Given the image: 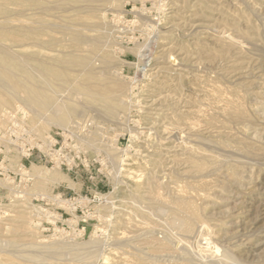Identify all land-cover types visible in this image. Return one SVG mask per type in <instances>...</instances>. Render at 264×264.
Returning <instances> with one entry per match:
<instances>
[{
  "label": "rangeland",
  "instance_id": "obj_1",
  "mask_svg": "<svg viewBox=\"0 0 264 264\" xmlns=\"http://www.w3.org/2000/svg\"><path fill=\"white\" fill-rule=\"evenodd\" d=\"M0 33L28 35L21 43L0 39V49L30 74L1 60L0 68H11L21 85L40 88L54 104L39 114L18 98L1 110L8 113L0 122V205L16 214L14 199L27 189L28 220H36L31 207L42 200L60 219L42 231L16 232L5 225L14 217L6 216L0 239L91 241V255L101 258L85 264H134L139 255L159 264H264V0H0ZM111 75L124 85L114 94L123 97L116 116L86 95ZM10 88L0 80V90ZM56 102L76 109L69 124L36 133L31 120L44 126ZM31 140L30 162L21 148ZM52 143L53 163L40 161ZM33 164L59 172V182L47 192L34 189ZM27 173L33 180H22ZM147 180L159 191L154 200L136 192ZM180 197L195 205L187 212L195 232L182 229L180 216H187L173 203ZM145 236L168 249L149 248ZM23 247H0V264L50 257Z\"/></svg>",
  "mask_w": 264,
  "mask_h": 264
},
{
  "label": "bare ground",
  "instance_id": "obj_2",
  "mask_svg": "<svg viewBox=\"0 0 264 264\" xmlns=\"http://www.w3.org/2000/svg\"><path fill=\"white\" fill-rule=\"evenodd\" d=\"M183 7V6H182ZM180 18V17H179ZM180 20V19H179ZM75 34V33H74ZM78 35H81V34H78ZM37 36H39V35H37ZM103 36H105L104 34H103ZM0 39H11V40H13V41H15V42H18V43H21V42H23V41H25L26 39H28V35L27 34H23V33H16V34H10V35H7V33H0ZM99 39H100V37H99ZM75 40L77 41V42H80V37H78V36H76L75 37ZM103 40V39H102ZM102 40H97L96 39V42L97 41H99V43L102 41ZM104 40H105V38H104ZM1 43V42H0ZM82 43V42H81ZM93 43H95V41L93 42ZM199 43V42H198ZM3 44V43H2ZM5 44V43H4ZM22 45V44H21ZM4 46V45H3ZM6 46V45H5ZM1 47V46H0ZM187 50V49H186ZM193 51V50H192ZM222 53V52H221ZM233 54H235V53H233ZM232 54V55H233ZM237 54V53H236ZM235 54V55H236ZM192 55V54H191ZM232 55H231V57H232ZM239 55V54H238ZM147 56V55H146ZM237 56V55H236ZM235 56V57H236ZM143 57L145 58V56L143 55ZM16 58V57H15ZM14 58V55L12 56L11 55V53H9V52H7V51H4L3 49H0V60L1 61H3V62H6L7 64H10V66L11 67H13V68H17V69H19V70H21L24 74H30V72L26 69V67H24L21 63H19L16 59ZM82 59V58H81ZM81 59H71L70 60V62H72V63H77V64H81V66H82V64L85 62L84 60H81ZM23 60V59H22ZM26 61V60H25ZM27 62V61H26ZM87 62V61H86ZM107 62V61H106ZM108 62H111L110 60L108 61ZM23 63H25V62H23ZM104 68H105V66H104ZM104 68H102V69H104ZM11 69V68H10ZM9 68L8 69H3V68H0V80H2L3 81V83H5L7 86H9V87H11L10 89L12 90V91H6L5 89H3V90H0V113H1V110H3L4 108H6V107H11L13 104H14V101L16 100V99H20V98H22L25 102H27V104L29 105H31L32 106V108L33 109H35V110H37L38 112H35V113H39L40 114V111L39 110H41V109H45V108H47V107H52L54 104H53V97H51L50 95H48L47 93H45L43 90H41L40 88H35V87H28V86H23V85H21L19 82H18V79L16 78V76L11 72V70H10ZM105 70V69H104ZM106 71V70H105ZM95 72H97V71H95ZM102 73H103V71H102ZM106 73V72H105ZM62 72H60V71H58V70H55V71H53V75L55 76V77H61L62 76ZM107 74V73H106ZM97 75V74H96ZM100 75V74H99ZM98 76V75H97ZM102 77H103V75H101ZM100 77V76H99ZM107 77V76H106ZM108 77H110L109 75H108ZM113 76L111 75V78H112ZM110 78V79H111ZM115 78V77H114ZM114 78H112L111 79V81L110 82H107L108 81V79H106V80H104V82L106 81V84L104 83L103 85H101V86H99V87H97V90H96V92L95 93H86V95L92 100V101H94V102H97V103H100L102 106H103V108H104V113H106L107 115H109V116H116V112L118 111V108H117V104L119 103V102H121L122 103V101H119L121 98H123V97H121V98H119V100H117V98L116 97H119V96H117L116 95V97H115V95L114 94H116V92H119V90H122L123 89V84H122V82H121V80L119 81L118 79H114ZM114 79V80H113ZM180 80V79H179ZM178 80V81H179ZM181 80H183V79H181ZM180 82V81H179ZM182 82V81H181ZM182 83H180V85H181ZM82 85V84H81ZM87 86V85H86ZM175 86V85H174ZM1 87H2V85H1ZM160 88V87H159ZM161 89V88H160ZM79 92H76V93H80V95H81V93L82 92H80L81 91V89L79 90V89H77ZM89 91H92V90H90L89 89ZM95 90H93L92 92H94ZM85 93V92H84ZM84 93H82V95L84 94ZM117 94H119V93H117ZM79 97V96H78ZM82 99V98H81ZM116 101H118V103L116 102ZM57 104H55L56 106L58 105V102H56ZM120 103V104H121ZM60 104V103H59ZM64 104H66V103H63V106L61 105V106H57V107H53V109H52V116H51V114H50V116H51V119H50V121H48V122H46L44 119V121H45V125L44 126H42V127H39V125H38V123H36V121L34 120V119H32L31 120V122H32V124H30V127L32 126V129H34L35 131H36V133L37 132H39L38 134H42V131H45L46 129H48L49 127H51L52 125H59V126H67L68 124H69V119H71V117H72V115L75 113V111H76V109L74 108V107H71L70 105L68 106V105H64ZM72 104V103H71ZM235 106V105H234ZM228 107V106H227ZM31 108V109H32ZM49 110H50V108H48ZM228 109V108H227ZM231 109V108H230ZM229 110V109H228ZM51 111V110H50ZM49 111V112H50ZM238 111V110H237ZM7 113H8V110L6 111ZM32 112H34V111H32ZM6 113V114H7ZM11 113V112H10ZM42 113V112H41ZM100 113V112H99ZM119 113V112H118ZM6 114H4L3 112H2V115H4L3 117H1L2 115L0 114V118H1V120H0V122L1 121H3L4 122V120L7 118L6 117ZM47 114V113H46ZM105 114V115H106ZM101 115V114H100ZM117 115H120L121 116V114H117ZM42 116V115H41ZM102 116V115H101ZM46 117V116H45ZM182 117V116H181ZM39 118H40V115H39ZM183 118V117H182ZM41 119V118H40ZM42 120V123L44 122ZM41 121V120H40ZM75 122V121H74ZM77 124V123H76ZM183 124V123H182ZM191 125L192 126H194L193 125V123H191ZM190 125V126H191ZM72 126V125H71ZM186 126V125H185ZM191 126V127H192ZM189 127V126H188ZM193 129H194V127H192ZM196 128V127H195ZM66 129V128H65ZM34 131V132H35ZM206 141H207V139H206ZM208 141H210L211 142V140L209 139ZM207 141V142H208ZM47 143H45L44 142V145H46ZM113 144H114V142H113ZM43 145V146H44ZM193 147V146H192ZM193 149H194V147H193ZM192 149V150H193ZM119 150V149H118ZM195 150V149H194ZM197 150H199V149H197ZM156 151V150H155ZM158 151V150H157ZM160 151H161V149H160ZM189 151V150H188ZM198 152H200V151H198ZM194 153V152H193ZM157 154H159V152L157 153ZM195 154V153H194ZM201 154H204V153H202L201 152ZM206 154V153H205ZM188 155V154H187ZM191 155V154H190ZM194 156V155H193ZM192 157V156H191ZM194 158V157H193ZM195 159V158H194ZM160 160V159H159ZM196 160V159H195ZM213 160V159H212ZM189 164L190 165H192V166H194L195 167V165H193L195 162H191L190 161V159H189ZM198 164V163H197ZM202 165V164H201ZM187 167H189V168H192V167H190V166H187ZM25 169V168H24ZM196 168H194L193 170H195ZM32 171H33V175L35 176V178L36 179H34V180H36L35 181V183L33 184V187H34V189H36V190H38L39 192H43V191H46L47 192V190L49 189L48 188V186L51 184H56V183H58L59 182V172H56V173H48L47 171H44V170H42V169H40V168H38L37 166H36V164H33V166H32ZM237 173V172H236ZM154 174V173H153ZM157 174V173H156ZM238 174V173H237ZM153 177H154V175H153ZM155 180V178H153V181ZM148 181V180H147ZM3 184H5V185H7L8 186V188L10 187V185L11 186H13L14 184H13V179L11 180V178H7L6 180H3ZM155 182V181H154ZM156 182H158V181H156ZM15 183V182H14ZM152 180L150 181H148V182H146L145 183V186H142V187H140L139 189H137V193L140 195V197H144V199H149V198H145V197H150L151 199H149V200H154L155 198H157V193L159 192V191H155V189H154V187L155 186H153L152 185ZM13 184V185H12ZM210 184V183H209ZM157 185H159V184H157ZM208 185V184H207ZM6 186V187H7ZM27 186V185H26ZM20 187V186H19ZM157 187H159L160 188V186H157ZM26 188V187H25ZM28 188V187H27ZM48 188V189H47ZM10 189H12L13 190V188L11 187ZM10 189H9V191H10ZM23 189V188H22ZM29 189V188H28ZM24 190V189H23ZM22 190V193L23 192H25L24 193V195H21L22 196V198H20V197H18V198H20V199H14V200H16L15 202H13V208H15V207H17L16 209H17V212H16V214H10V212H8L9 214L7 215L8 217H10V216H12V217H14L13 218V222H14V224L13 225H9V224H5L6 225V227L7 228H9V227H14L15 228V230H16V232L17 231H19V232H21V229L23 228V230L24 229H27L28 227H33V228H35L36 229V231L37 230H39V231H42L43 229H45L44 227H42L40 224H38V223H36L35 221H33V220H28L27 219V212H26V210H25V202H27L28 201V194L26 193L27 191H25V190H27V189H25L24 191ZM156 190H157V188H156ZM20 191V190H19ZM17 192V191H16ZM16 192H15V194H16ZM135 192V193H136ZM12 193H14V191L13 192H11V194ZM21 193V192H20ZM17 194H19V193H17ZM142 194H144V195H142ZM14 195V194H13ZM35 195H37V194H35ZM42 195V194H41ZM17 196V195H16ZM31 196V195H30ZM38 196H40L39 194H38ZM57 197H59V196H57ZM138 197V196H137ZM184 197V196H183ZM187 197V196H186ZM185 197V199L184 198H181L180 197V199L181 200H178V201H174L173 203H174V208H176V209H179L180 211H182V212H184V214H186V216H187V212H189V213H194V206L195 205H193L191 202H190V200L189 201H187L186 199H189V198H186ZM138 199H139V197H138ZM62 201H64V199L62 200ZM66 201V200H65ZM67 202L68 201H66L65 203H66V208H68L69 209V207L67 206ZM30 203V202H29ZM146 203V202H145ZM27 206V205H26ZM113 206V205H112ZM32 211H33V216H36V215H38V214H41V211H43V209H42V207H39L38 205H33L32 207ZM198 208V207H197ZM242 208V207H241ZM240 208V209H241ZM200 209V208H199ZM199 209H198V211H199ZM14 209H12V206H11V211H13ZM244 210V209H243ZM242 211V210H241ZM49 212V211H48ZM47 212V213H48ZM49 213H51V212H49ZM52 214V213H51ZM201 214V213H200ZM202 215V214H201ZM201 215H200V217H201ZM54 216H55V220H57V214L56 213H54ZM182 216V215H181ZM181 216H180V219H182V222H181V226H182V229L183 230H185V231H187V232H192V230L194 231V229H193V227L195 226V228H196V225H194L195 223L193 222V221H195L194 220V218L192 219L193 221H191V216H189L190 218V220L188 219V216L187 217H182L181 218ZM185 216V215H184ZM29 217V216H28ZM203 217V216H202ZM7 218V217H6ZM31 219V218H30ZM179 219V220H180ZM2 220V219H1ZM0 220V221H1ZM54 220V221H55ZM181 221V220H180ZM2 222V221H1ZM72 223H73V221H72ZM194 223V224H193ZM197 223V222H196ZM202 223V222H201ZM179 224H180V222H179ZM203 224V223H202ZM201 224V225H202ZM199 225V224H198ZM205 225V224H204ZM181 226H178V227H180V229H181ZM200 226V225H199ZM198 226V227H199ZM203 226V225H202ZM0 227H1V224H0ZM97 228V227H96ZM202 229H203V227H201ZM205 228V227H204ZM98 229V228H97ZM100 229V228H99ZM198 229H200V227L198 228ZM34 229H32V231H33ZM103 230V229H102ZM201 230V229H200ZM205 230H206V228H205ZM26 231V230H25ZM29 231V230H28ZM27 231V232H28ZM38 231V232H39ZM97 231V230H96ZM195 231H196V229H195ZM194 231V232H195ZM203 231V230H202ZM206 232V231H205ZM209 232V231H208ZM30 233H32V232H30ZM104 233V232H103ZM184 233V232H183ZM200 233V232H199ZM198 233V234H199ZM64 233H62L61 234V236L63 235ZM94 234V233H93ZM96 234V233H95ZM37 235V234H36ZM37 236H39V235H37ZM54 236V235H53ZM55 236H57V235H55ZM60 236V235H59ZM67 236V235H66ZM142 235H140V237H141ZM150 236V235H149ZM204 236H206V234L204 235ZM44 238H46V236H43ZM92 237H93V235H92ZM96 237L98 238V236H97V234H96ZM95 237V238H96ZM196 237H198V236H196ZM200 237H202L203 238V236H200ZM255 237V236H254ZM55 238L56 237H54L53 238V240H55ZM61 238V237H60ZM59 237H57V239L55 240V241H51V239H49L50 240V242L49 243H47L46 244V242L45 241H49V240H43V241H41V242H45V243H42V244H38V243H34L32 240V242L33 243H30L29 242V244H28V242L25 244V242H23V240L22 239H0V247L2 248L3 246H8V247H12V249H14V248H19V247H23V246H28L27 248H29V249H35L36 251H34V252H37L38 250L37 249H39L40 250V252H46L47 254H49V256L50 257H48V259L46 260V261H44L45 259H42L43 261V264H45L44 262H46V264H61V263H59V262H56V259L57 258H59L58 260L59 261H61V260H63V259H65L66 261L68 260V262L70 263V261L71 262H75V261H77V262H79V263H84L85 264V262L88 260V259H90V258H95V256H96V254L97 253H99V252H97L96 254L94 253L93 255H95V256H93V255H91V252H90V250H91V246H94L93 244L91 245L90 243H91V241H90V243H88V241H83V242H80V243H76V242H73V238L72 239H65V237L63 236L61 239H60ZM75 238V237H74ZM96 238V239H97ZM137 238V237H136ZM142 238V237H141ZM152 237H150V239H146V236H145V239H144V244L145 245H147L149 248H152V249H161V250H164L163 248H167V246H163V245H159V242L158 243H156L155 242V240H153V239H151ZM39 240V239H38ZM37 240V241H38ZM93 241H94V239H92ZM102 240V239H101ZM40 241V240H39ZM143 241V240H142ZM97 242V241H96ZM140 243H141V241H139ZM94 243V242H93ZM100 243H102V242H100ZM143 243V242H142ZM99 244V243H98ZM96 245H97V243H96ZM101 245V244H100ZM99 245V246H100ZM143 245V244H142ZM89 246V247H88ZM98 245H97V248L99 247ZM96 247V246H95ZM24 248V247H23ZM100 248V247H99ZM165 248V249H166ZM93 249H96V248H93ZM168 249V248H167ZM184 249V248H183ZM222 249V248H221ZM24 250H25V248H24ZM27 250V249H26ZM185 250V249H184ZM183 250V251H184ZM210 250H212V249H210ZM176 251V250H175ZM178 251V250H177ZM176 251V252H177ZM223 251V250H222ZM225 251V250H224ZM28 252H31V250H28ZM27 252V253H28ZM33 252V253H34ZM40 252H38L37 253V255L40 253ZM180 252V255H181V251H179ZM178 252V253H179ZM212 252V251H211ZM214 252V251H213ZM45 253V254H46ZM183 253V252H182ZM186 253V252H185ZM188 253V252H187ZM186 253V254H187ZM29 254V253H28ZM27 254V255H28ZM102 254V253H101ZM101 254L98 256V258L100 259L101 257ZM31 255V254H30ZM34 256L32 257V259H34L35 261H38V263L41 261L40 259L43 257H39V255H41V253L37 256L35 253L33 254ZM174 255L175 256H177L175 253H174ZM185 255V254H184ZM183 255V256H184ZM219 255V254H218ZM217 255V256H218ZM229 255V254H228ZM96 256V257H97ZM147 256V255H146ZM149 256V255H148ZM182 256V255H181ZM214 256V255H213ZM29 258H30V256H28ZM104 257V256H103ZM108 257V256H107ZM106 257V255H105V258H106V260L108 259ZM150 257L151 256H149V258H146V257H144V256H138L137 257V259L135 260V263L134 264H159V262H158V260L156 261L155 259V261L154 260H152V259H150ZM179 257V256H178ZM40 258V259H39ZM152 258H155V256L154 257H152ZM217 258V257H216ZM226 258V257H225ZM224 257H223V259H225ZM234 259V257H231V259ZM235 258H237V257H235ZM31 259V258H30ZM29 259V260H30ZM31 259V260H32ZM50 259H55V263L52 261V262H48ZM99 259L98 260H96V258L94 259V260H96V261H99ZM190 259H191V257H190ZM230 259V260H231ZM33 260V262H35ZM40 260V261H39ZM57 260V261H58ZM186 260L188 261L189 260V258L187 259L186 258ZM221 260V259H220ZM226 260V259H225ZM224 260V261H225ZM65 261V262H66ZM92 261V260H91ZM228 261V260H227ZM226 261V262H227ZM232 261V260H231ZM42 262H40V263H42ZM76 262V263H77ZM158 262V263H157ZM230 262V261H229ZM234 262V261H233ZM241 262V261H240ZM244 262V261H243ZM62 263H64V261L62 262ZM79 263H77V264H79ZM93 263H96V262H94L93 261ZM166 263V262H165ZM164 263V264H165ZM191 263V262H190ZM236 263H238V261L236 262ZM171 264V263H170ZM179 264V263H178ZM232 264H234V263H232ZM239 264V263H238ZM240 264H242V263H240ZM263 264V263H262Z\"/></svg>",
  "mask_w": 264,
  "mask_h": 264
},
{
  "label": "built area",
  "instance_id": "obj_3",
  "mask_svg": "<svg viewBox=\"0 0 264 264\" xmlns=\"http://www.w3.org/2000/svg\"><path fill=\"white\" fill-rule=\"evenodd\" d=\"M10 116H12L10 113H9V115H8V118L10 117ZM22 124H24V125H21V127H23V126H28V125H26V123H25V121H24V123L22 122ZM15 126V125H14ZM24 128V127H23ZM10 130H11V132H10V135L12 136V131H14L13 130V127H11L10 128ZM31 133V132H30ZM9 135V136H10ZM54 141V139L52 138V140H51V142H53ZM50 142V143H51ZM35 144H36V142L34 141V140H31L30 142H28V143H22V148H21V150H22V155H23V157L24 158H26L27 160H29L30 162L32 161V159H34V158H36V157H34L35 156V154H34V152H35ZM54 143H52V144H50L49 145V147L47 148V149H45L44 151L46 152V153H48V155L47 154H45L44 152H42L43 154L42 155H44V160L43 159H40L39 158V160L41 161L42 160V162H45V163H48L49 164V162L48 161H50V162H52L53 163V161L51 160V157H49V154H50V151H52L53 150V148H52V146H54L53 145ZM58 163V162H57ZM23 167L24 168H26V166L23 164ZM6 177H10L9 175H7ZM22 180H24L25 182H29L30 180H33V177L32 176H29V173H27V174H23V177H22ZM60 198H62L63 199V197H62V195H60ZM47 200H48V198H47ZM39 207H42V209H43V211H41V214H38V215H36L35 217H37L36 218V220H34L36 223H38V224H40L42 227H44V228H47V227H53V226H56L57 225V223H58V221L60 220V219H58V220H55V216H54V212L53 211H51V209L53 208V207H49L48 206V203H46L44 200H42V204L41 205H38ZM68 207H69V211L72 213V215H74V214H76L77 212L73 209V208H71V206L70 205H67ZM8 211H9V208H8V205H6V204H4V205H0V220L1 219H3V218H5L7 215H8ZM51 212V213H49V212ZM48 212V213H47ZM62 217V216H61ZM55 220V221H54ZM71 221V220H70Z\"/></svg>",
  "mask_w": 264,
  "mask_h": 264
}]
</instances>
